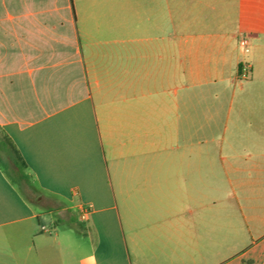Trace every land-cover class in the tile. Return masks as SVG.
<instances>
[{
  "label": "crops",
  "instance_id": "obj_1",
  "mask_svg": "<svg viewBox=\"0 0 264 264\" xmlns=\"http://www.w3.org/2000/svg\"><path fill=\"white\" fill-rule=\"evenodd\" d=\"M0 129V264H264V0H0Z\"/></svg>",
  "mask_w": 264,
  "mask_h": 264
},
{
  "label": "trees",
  "instance_id": "obj_2",
  "mask_svg": "<svg viewBox=\"0 0 264 264\" xmlns=\"http://www.w3.org/2000/svg\"><path fill=\"white\" fill-rule=\"evenodd\" d=\"M0 168L5 173L7 172V176L9 172L12 177L11 181L15 185L27 178L25 173L28 170L26 163L15 144L2 129H0Z\"/></svg>",
  "mask_w": 264,
  "mask_h": 264
},
{
  "label": "rangeland",
  "instance_id": "obj_3",
  "mask_svg": "<svg viewBox=\"0 0 264 264\" xmlns=\"http://www.w3.org/2000/svg\"><path fill=\"white\" fill-rule=\"evenodd\" d=\"M7 173V172H6ZM27 178L23 179L19 184H16V187L22 192V194L33 203H38V199L42 200L44 198L43 193L36 186L35 181L32 176L29 174L28 170L25 171ZM8 177L12 179L11 175L8 172Z\"/></svg>",
  "mask_w": 264,
  "mask_h": 264
},
{
  "label": "built area",
  "instance_id": "obj_4",
  "mask_svg": "<svg viewBox=\"0 0 264 264\" xmlns=\"http://www.w3.org/2000/svg\"><path fill=\"white\" fill-rule=\"evenodd\" d=\"M240 45L241 47L247 51L248 48H247V41L245 39H242L240 41ZM250 71H251V66L248 62H243L241 65H240V77L243 78V79H246L248 78L249 74H250ZM88 212V210H84V214Z\"/></svg>",
  "mask_w": 264,
  "mask_h": 264
}]
</instances>
